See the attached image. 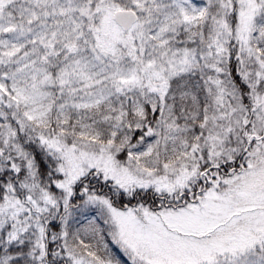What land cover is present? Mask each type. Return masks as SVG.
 Listing matches in <instances>:
<instances>
[{
    "label": "snow or ice",
    "instance_id": "1",
    "mask_svg": "<svg viewBox=\"0 0 264 264\" xmlns=\"http://www.w3.org/2000/svg\"><path fill=\"white\" fill-rule=\"evenodd\" d=\"M0 264H264V0H0Z\"/></svg>",
    "mask_w": 264,
    "mask_h": 264
}]
</instances>
